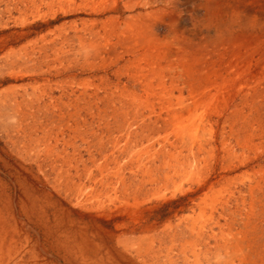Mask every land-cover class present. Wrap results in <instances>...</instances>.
I'll return each mask as SVG.
<instances>
[{"label": "rangeland", "instance_id": "374dc122", "mask_svg": "<svg viewBox=\"0 0 264 264\" xmlns=\"http://www.w3.org/2000/svg\"><path fill=\"white\" fill-rule=\"evenodd\" d=\"M128 1H133V9L131 10L125 7V2ZM150 1L147 6H142L135 4V0H24V3L18 6L17 2L0 0V38L8 39L0 42V165H31L34 173L44 177L49 187L51 186L50 197L47 199L53 205L52 209L54 210L56 205H62V207L67 208V212L73 221L88 225L90 234L96 233L94 240L104 246L101 251L104 259L107 249L115 251L114 248L117 246L119 257L116 256L117 261L115 263H106L107 261L105 262L104 259L100 260L97 258L95 261L98 264H126L129 261L130 263L132 262L131 264H172V262L173 264H247L241 261V256L240 254L238 255L239 252L237 250L239 248L238 244L241 242V234L244 232V225L247 223L249 230L255 227L260 231L264 230V129L253 131L248 125L255 114L250 117L251 119L248 118L247 121L239 119L233 125L229 121V112L221 114L218 118L213 115L209 117L211 112L213 113L214 102L210 106L201 105L197 108V111L195 110V116L194 114L191 115L194 117H191L190 113L184 112V117L179 118L183 121L185 120L188 124L186 131H183V134H179L180 136H178L176 128H173L172 125H169L167 130L163 129L157 132L153 131L154 129L152 128L151 133L153 135L150 138L146 136L143 139L138 129L134 133L135 138L131 144L132 147H127L125 150L114 147L116 144L114 140L118 132H111L105 129L104 122L99 118L100 111L105 108H108V113L111 114H114L113 110L118 114L123 108L127 109L121 103L117 104L115 102L116 105L113 107V103L108 105L109 102L107 100L99 99L102 96H106V92H112V90L115 92L117 88H125L138 95L144 94L142 97L133 99L144 100L137 101L138 106L142 107L140 109L144 112V114L142 113L144 117L149 116L150 107L148 105H153L155 112L158 113L162 105L160 101H163L165 106L170 104V101L177 105V101L180 99L189 100L188 103L191 102L187 96L188 87L184 86V82L177 72L172 73V75H176L175 80L171 79L170 74L166 73L168 75L165 77L163 84H159L158 80L155 79L151 81L152 87H155L152 89H155L154 91L157 95L147 100L145 97L150 92L144 86L146 84L145 77L150 76V69H148L150 67L144 62L142 55L146 53L147 47L142 44L131 45L132 43L124 42L123 39L130 41L136 39V27L138 28L139 25L140 28L146 26L148 30L154 31L159 35L163 30V25H165L169 36H163L164 34L160 36L162 39L164 38V42L167 40L166 45L173 47V49L169 50L173 51V53L179 49L182 50V48H179L181 43H179L180 40L178 39L183 36L182 30L190 32L187 36L192 42H198L204 36L216 34L214 27H210L207 32V24L211 20L208 18L207 11L202 4H208L209 1L204 0V2L199 3L198 6L202 8H199V14L196 16L198 18L193 22L192 26L184 25V10L179 8L176 10L170 9L166 6L158 7L155 5L157 0ZM220 4L226 5L223 2ZM105 6L111 7L109 9L113 11L102 14L101 12ZM18 8L25 9V13ZM115 16H119L115 34L108 41H105V44L109 41L114 44V51L108 46L107 48L105 47V50H98L96 46L94 49L92 43L97 42L98 44L101 39L106 40L107 35L101 29L102 21ZM130 21L132 23L127 29V23ZM135 22L139 24L136 25ZM199 29L204 33L197 34L198 38H196V32L200 31ZM86 42L87 44H85ZM27 44L29 49L25 51L23 47L27 46ZM37 46L38 48L36 49ZM62 48L65 54H58L57 51H61ZM73 48L74 50H72ZM31 49L34 50L32 51ZM23 59L26 60L23 62ZM138 59H141L143 70L138 68L140 66L137 65ZM34 61L35 63H32ZM15 62L18 63L16 64ZM75 64H77V67L74 66ZM165 65L166 63L163 62L160 68ZM119 69L126 70L120 79L115 75V71H119ZM15 74H19L18 78L14 77ZM133 74H141V79L133 78ZM84 81H87V83ZM104 87L106 89L108 87L110 90L105 91ZM84 88H87L84 97L88 100V103L84 104L83 97L81 98L79 105L82 107V112L79 113L80 117H78L79 114H75L77 119H70L69 123L73 126L70 129L66 125L68 121H60L59 115L65 114V118L68 120V114L75 112V106L71 101H75L76 94L81 93ZM160 91L161 93L163 92L164 96L160 94ZM212 91L213 93L216 92L215 89ZM126 100L131 99L126 98ZM235 103L240 104V100ZM89 104H93L92 112L97 114H94V119H92L93 116L90 115L88 109H83L84 106ZM97 105H99V108ZM200 115L203 120L209 117L206 125L203 124ZM149 122L151 121L149 120ZM194 133H197V135L195 134L197 138L191 139L189 135ZM81 136L82 138H80ZM180 138L185 139L182 141ZM114 154L116 155L115 157ZM91 164L107 165L106 170L109 171L108 179H104L105 181L103 180L97 186L88 180V169L91 168ZM38 165L39 167H37ZM235 165L236 167H233ZM120 176H122V179L119 178ZM218 180L219 182H217ZM255 180L259 181L256 182ZM161 183L163 184L161 185ZM85 185L90 192L96 189L97 192L93 193L96 196L88 200H86V195L80 197L81 199L77 198L78 188ZM39 198L38 204L42 206L46 198L41 193ZM79 200L84 202L80 205ZM193 200L194 202H192ZM75 201L78 202L76 203ZM130 201L132 202L130 203ZM78 203L79 205L76 206ZM201 205L205 206L202 207ZM145 208L148 209L146 210ZM107 216L110 220L106 218ZM53 224L56 236L55 231L60 229L61 226L56 221ZM3 230L4 227L2 226L0 228V238L7 240L8 235ZM55 238L56 240L62 239L66 241L68 236H64L63 232H60ZM111 240L114 241L112 242ZM57 242L58 240L54 242L53 246L55 248L57 247ZM72 262L73 264H80L75 260H72Z\"/></svg>", "mask_w": 264, "mask_h": 264}, {"label": "bare ground", "instance_id": "6f19581e", "mask_svg": "<svg viewBox=\"0 0 264 264\" xmlns=\"http://www.w3.org/2000/svg\"><path fill=\"white\" fill-rule=\"evenodd\" d=\"M2 1V0H1ZM10 2H17L16 4L24 3V0H8ZM28 1V0H27ZM208 4H202L207 11L208 18L211 20L207 24V32L210 27H214L216 34L213 36H204V38L198 42L190 41L187 36L189 31L182 30L183 36L178 38L181 43L178 50L174 52L169 50L173 47L166 45L164 38L148 30L146 26L143 28L136 27L137 34L136 39L133 41L123 39L125 42H130L131 45H145L147 47L146 53L143 55V60L150 67V76H146V88L150 93L145 97L147 100L150 97L156 96L155 87H152L151 81L158 80L159 84L164 83L165 77L170 74V78L175 80L176 75L172 73H179L184 86L188 87L189 100L180 99L177 101V105H174L171 101L167 106L161 102L160 110L155 112L153 105H148L150 113L148 117H144V112L138 106L137 101H144L143 99L133 100L134 98L142 97L128 89L117 88L115 92H106V96L98 97L100 100L113 103V107L121 103L127 107L123 108L114 114L108 113V108L100 111V119L104 122L105 129L111 132H118L114 142V147L125 150L127 147H132L134 142V133L140 130L141 138L146 136L150 138L153 131L157 132L163 129H169V125L176 128L179 134L187 129V122L179 118L184 117V112L190 113V116L194 114L195 110L199 106L211 105L215 103L213 113L209 115L220 117L221 114L229 112L230 120L232 124L238 122L239 119L247 121L248 118L255 114L254 118L249 121V126L253 131L264 129V0H208ZM135 4L147 6L150 0H135ZM226 5H221L220 3ZM2 3V2H1ZM107 4V3H106ZM113 4H115L113 2ZM9 5V4H8ZM26 6V5H25ZM133 1L125 2V7L128 10L133 9ZM6 7V6H4ZM32 7V6H30ZM8 8V7H7ZM29 8V7H28ZM97 8V7H96ZM105 6L102 14L112 12ZM114 8V7H112ZM12 9V8H11ZM10 9V10H11ZM14 9V8H13ZM19 9V8H18ZM21 9V8H20ZM19 9V10H20ZM77 9V8H76ZM93 9V8H91ZM116 9V8H115ZM5 10V8H4ZM9 10V8H8ZM25 10V9H21ZM29 10V9H28ZM70 10V9H69ZM74 10V9H73ZM99 10V9H98ZM43 11V10H42ZM96 11V10H95ZM94 11V13H95ZM10 12V11H9ZM72 12V10H71ZM2 13V11H1ZM25 13V11H24ZM46 13V12H44ZM42 13V14H44ZM48 13V12H47ZM58 13V12H57ZM40 14V13H39ZM7 15V14H6ZM18 15V14H17ZM14 16V15H13ZM24 16V15H23ZM55 16V15H54ZM57 16V15H56ZM97 16V15H96ZM119 16L106 18L102 21L101 29L106 33V40L99 41V43H92L94 49L105 50V47H110L114 51V44L108 41L112 35L115 34V28L117 25V18ZM165 17V16H164ZM26 18V17H25ZM171 18V16H170ZM169 18V19H170ZM207 18V17H206ZM23 19V18H22ZM31 19V18H30ZM43 19V17H42ZM29 20V19H28ZM47 20V19H46ZM137 20V19H136ZM134 21V20H133ZM22 22V21H21ZM29 22V21H28ZM47 22V21H46ZM93 22V21H92ZM43 23V22H42ZM91 23V22H90ZM132 21L127 23V29ZM134 23V22H133ZM17 24V23H15ZM74 24V23H73ZM72 24V25H73ZM136 25L139 23L135 22ZM2 25V24H1ZM11 25V24H10ZM9 25V26H10ZM66 26V25H65ZM62 27V26H61ZM14 28V27H13ZM31 28V27H30ZM60 28V27H59ZM58 28V29H59ZM71 28V26H70ZM69 28V29H70ZM47 29V28H46ZM68 29V28H67ZM65 29V30H67ZM175 31L176 28H174ZM200 30V29H199ZM33 31V30H32ZM50 31V30H49ZM48 31V32H49ZM123 31V30H122ZM172 31V30H171ZM192 31V30H191ZM1 32V31H0ZM63 32V31H62ZM202 30L196 32L200 35ZM18 33V32H17ZM21 33V32H20ZM38 33V32H37ZM51 33V32H50ZM61 33V32H60ZM204 32H202L203 34ZM5 34V33H4ZM32 34V33H30ZM59 34V33H58ZM65 34V33H64ZM63 34V35H64ZM139 34V35H138ZM186 34V35H184ZM7 35V34H6ZM45 35V34H44ZM66 35V34H65ZM101 33L99 34L100 37ZM142 35V37H141ZM159 35V36H158ZM182 35V34H181ZM49 36V35H48ZM58 36V35H57ZM60 36V35H59ZM68 36V35H67ZM185 36V38H184ZM16 37V36H15ZM46 37V36H45ZM71 38V36H70ZM68 38V39H70ZM128 38V36H126ZM198 38V36L196 37ZM7 39V38H6ZM4 37L0 38V42L6 41ZM25 39V38H24ZM8 40V39H7ZM22 40V39H21ZM32 40V39H31ZM42 40V39H41ZM57 40V39H56ZM63 40V39H62ZM67 40V39H66ZM64 40V41H66ZM19 41V39H18ZM33 41V40H32ZM60 41V40H59ZM27 42V41H26ZM62 42V41H61ZM84 42V41H83ZM6 43V42H5ZM5 43H3L5 45ZM59 43V42H58ZM89 43V42H88ZM91 43V42H90ZM14 44V43H13ZM40 44V43H39ZM87 44V42L85 43ZM84 44V45H85ZM105 44V45H104ZM1 45V44H0ZM25 45V44H24ZM67 45H69L67 43ZM83 45V44H82ZM90 45V44H89ZM104 45V46H102ZM10 46V45H9ZM49 46V45H48ZM56 46V43H55ZM58 46V45H57ZM61 46V45H60ZM72 46V45H71ZM86 46V45H85ZM96 46V47H95ZM12 47V46H11ZM20 47V46H19ZM41 47V46H39ZM63 47V46H62ZM133 47V46H132ZM15 48V47H14ZM31 48V47H30ZM34 48V47H33ZM38 46L36 47V49ZM55 48V47H54ZM57 48V47H56ZM93 48V47H92ZM20 49V48H19ZM23 49L28 51L29 46H24ZM40 49V48H39ZM43 49V48H42ZM32 50V49H31ZM34 50V49H33ZM32 50V51H33ZM44 50V49H43ZM54 50V49H53ZM74 50V48L72 49ZM3 51V50H2ZM18 51V50H16ZM47 51V50H46ZM57 51V50H55ZM41 52V51H40ZM64 49L57 51L58 54L64 53ZM67 52V51H66ZM69 52V51H68ZM15 53V52H14ZM45 53V52H44ZM47 53V52H46ZM5 54V53H4ZM48 54V53H47ZM65 54V53H64ZM67 54V53H66ZM6 55V54H5ZM10 55V54H9ZM51 55V54H50ZM70 55V54H69ZM29 56V55H28ZM27 56V57H28ZM32 56V55H31ZM42 56V55H41ZM60 56V55H59ZM20 57V56H19ZM24 57V56H23ZM36 57V56H35ZM43 57V56H42ZM45 57V56H44ZM62 57V56H60ZM64 57V56H63ZM1 58V57H0ZM54 58V57H53ZM72 58V57H70ZM40 59V58H39ZM47 59V58H46ZM52 59V58H51ZM58 59V58H57ZM76 59V58H75ZM26 59H23V62ZM37 60V59H36ZM65 60V59H64ZM137 60V59H136ZM20 61V60H19ZM18 61V62H19ZM12 62V61H11ZM17 62V63H18ZM22 62V61H21ZM40 62V61H39ZM70 62V61H69ZM77 62V61H76ZM166 63L163 68L160 66ZM7 63V62H5ZM9 63V62H8ZM16 63V62H15ZM16 63V64H17ZM32 63H35L32 62ZM37 63V62H36ZM42 63V62H41ZM45 63V62H43ZM78 63V62H77ZM4 64V63H3ZM26 64V63H25ZM30 64V63H29ZM28 64V65H29ZM52 64V63H50ZM57 64V63H56ZM14 65V64H13ZM46 65V64H44ZM70 65V64H69ZM75 64L74 66H76ZM138 68L141 67V59H138ZM22 66V65H19ZM36 66V65H35ZM65 66V65H64ZM68 66V64H67ZM6 67V66H5ZM8 67V66H7ZM12 67V66H11ZM25 67V66H24ZM34 67V66H33ZM30 67V68H33ZM39 67V64H38ZM50 67V66H49ZM56 67V65H55ZM72 67V66H71ZM77 67V66H76ZM15 68V67H14ZM64 68V67H63ZM21 69V68H20ZM27 69V68H26ZM38 69V68H37ZM67 69V68H66ZM75 69V68H74ZM13 70V69H12ZM31 70V69H30ZM33 70V69H32ZM43 70V69H41ZM47 70V69H46ZM71 70V69H70ZM76 70V69H75ZM19 71V69H18ZM17 71V72H18ZM24 71V70H23ZM28 71V70H27ZM58 71V70H57ZM61 71V70H60ZM126 70L115 71L117 77L120 79ZM16 72V71H15ZM33 72V71H31ZM30 72V73H31ZM64 72V71H63ZM105 72V71H104ZM114 72V73H115ZM137 72V71H136ZM35 73V71H34ZM168 73V74H166ZM51 74V73H50ZM55 74V73H54ZM69 74V73H68ZM109 74V73H108ZM128 74V73H127ZM131 75V72H130ZM141 75V74H140ZM138 74H133V78H140ZM19 74H15V78H18ZM77 76V75H75ZM145 76V75H144ZM5 77V76H4ZM42 77V76H41ZM20 78V77H19ZM26 78V77H25ZM29 78V77H28ZM46 78V77H45ZM50 78V77H49ZM115 78V77H114ZM32 79V78H31ZM30 79V80H31ZM34 79V78H33ZM48 79V78H47ZM71 79V78H70ZM103 79V78H102ZM14 80V79H13ZM53 80V79H52ZM69 80V79H68ZM67 80V81H68ZM144 80V79H143ZM34 81V80H33ZM72 81V80H71ZM91 81V80H90ZM89 81V82H90ZM55 82V81H54ZM70 82V81H69ZM76 82V81H74ZM87 83V81H84ZM33 83V82H32ZM45 83V82H44ZM58 83V81H57ZM77 83V82H76ZM79 83V82H78ZM107 83V82H105ZM21 84V83H20ZM23 84V83H22ZM40 84V83H39ZM48 84V83H47ZM61 84V82H60ZM71 84V83H70ZM84 84V83H83ZM24 85V84H23ZM26 85V84H25ZM44 85V84H43ZM42 85V86H43ZM78 85V84H77ZM85 85V84H84ZM83 85V86H84ZM96 85V84H95ZM99 85V84H98ZM97 85V86H98ZM109 85V84H108ZM115 85V84H114ZM13 86V85H12ZM54 86V85H53ZM80 86V85H79ZM94 86V83H93ZM96 86V87H97ZM104 86V85H103ZM25 87V86H24ZM41 87V86H40ZM85 87V86H84ZM126 87V86H124ZM6 88V87H5ZM15 88V85H14ZM34 88V87H33ZM7 89V88H6ZM13 89V88H12ZM11 89V90H12ZM28 89V88H27ZM41 89V88H40ZM82 89V88H81ZM87 88L77 93L75 101H70L75 106V112L68 114V120L65 118V114H60V121L67 122L68 128H73L69 123L70 119L75 118V114L82 112L80 107V100L83 97L84 104L88 103V100L84 97ZM105 91H108V87H104ZM115 89V88H114ZM213 89L216 90L213 93ZM97 90V89H96ZM110 90V89H109ZM90 91V90H89ZM6 92V91H3ZM19 92V91H18ZM61 92V91H60ZM94 92V91H93ZM95 93V92H94ZM35 94V92H34ZM72 94V92H71ZM160 94L164 96L163 92ZM36 95V94H35ZM87 95V93H86ZM85 95V96H86ZM93 95V94H92ZM97 95V94H96ZM104 95V92H103ZM115 95V96H114ZM91 96V95H89ZM95 96V95H94ZM98 96V95H97ZM95 96V97H97ZM161 96V97H162ZM5 97V96H4ZM60 97V96H59ZM80 97V98H79ZM44 98V97H43ZM129 98L131 100H126ZM182 98V97H180ZM50 99V97H49ZM10 100V99H9ZM47 100V99H45ZM67 100V98H66ZM95 100V99H94ZM146 100V101H147ZM240 100V104L235 102ZM61 101V100H60ZM82 101V102H83ZM216 101V102H215ZM52 102V100H51ZM64 102V101H63ZM92 102V101H91ZM38 103V102H37ZM104 103V102H103ZM140 103V102H139ZM168 103V102H167ZM62 104V103H61ZM71 104V103H70ZM72 104V105H73ZM141 104V103H140ZM147 104V103H146ZM145 104V105H146ZM30 105V104H29ZM142 105V104H141ZM144 105V106H145ZM56 106V105H55ZM67 106V105H66ZM65 106V107H66ZM99 105H97L98 107ZM51 107V106H50ZM60 107V106H59ZM93 104L84 106L83 109H88L90 115L92 112ZM108 107V106H106ZM120 107V106H119ZM158 107V106H157ZM27 108V107H26ZM33 108V107H32ZM41 108V106H40ZM39 108V109H40ZM57 108V107H55ZM99 108V107H98ZM97 108V109H98ZM110 108V107H109ZM122 108V107H121ZM120 108V109H121ZM62 109V108H61ZM207 109V108H206ZM51 110V109H50ZM70 110V109H69ZM209 110V109H208ZM36 111V109H35ZM202 111V110H201ZM248 111V112H247ZM117 112V111H116ZM204 112V111H203ZM59 113V112H58ZM143 113V114H142ZM156 113V114H155ZM166 115L164 116V114ZM18 114V113H17ZM97 115V114H96ZM170 115V117H168ZM197 115V114H196ZM191 116V117H194ZM43 117V116H42ZM80 117V114L79 116ZM201 117V115H200ZM209 117L203 120V124H207ZM228 117V116H227ZM82 118V117H81ZM212 118V117H211ZM14 119V118H12ZM32 119V118H31ZM58 119V118H56ZM193 119V118H192ZM191 119V120H192ZM87 120V119H86ZM149 120L151 122H149ZM213 120V119H211ZM12 121V120H11ZM77 121V120H76ZM80 121V120H79ZM28 122V121H27ZM51 122V121H50ZM57 122V121H56ZM94 122V121H93ZM190 122V121H189ZM188 122V123H189ZM201 122V120H200ZM223 122V121H222ZM240 122V121H239ZM48 123V122H47ZM53 123V122H52ZM89 123V122H88ZM220 123V122H219ZM61 124V123H60ZM197 124V123H196ZM215 124V123H214ZM62 125V124H61ZM85 125V124H84ZM200 125H202L200 123ZM225 125V124H224ZM87 126V125H86ZM94 126V125H93ZM194 126V125H192ZM91 127V125H90ZM101 127V125H100ZM104 127V126H103ZM191 127V126H190ZM204 127V125H203ZM213 127V126H212ZM23 128V127H22ZM76 128V127H75ZM79 129V127L77 126ZM195 128V127H194ZM198 128V125H197ZM200 128V127H199ZM235 128V127H234ZM84 129V128H83ZM82 129V130H83ZM189 129V128H188ZM196 129V128H195ZM237 129V128H236ZM239 129V128H238ZM95 130V129H94ZM165 130V131H166ZM30 131V130H29ZM67 131V130H66ZM75 131V130H74ZM92 131V130H91ZM152 131V132H153ZM198 131V130H196ZM84 132V131H83ZM151 134H150V133ZM191 132V131H190ZM259 132V131H258ZM262 132V131H261ZM47 133V132H45ZM57 133V131H56ZM73 133V131H72ZM107 133V132H106ZM192 133V132H191ZM246 133V132H245ZM20 134V133H19ZM30 134V133H29ZM42 134V133H41ZM48 134V133H47ZM74 134V133H73ZM76 134V133H75ZM78 134V133H77ZM98 134V133H97ZM116 134V133H115ZM183 134V133H182ZM195 134L189 135L191 139H196ZM257 134V133H256ZM72 135V134H71ZM243 135V134H242ZM254 135V134H253ZM39 136V135H38ZM42 136V135H41ZM44 136V135H43ZM73 136V135H72ZM107 136V135H106ZM234 136V135H233ZM239 136V135H238ZM34 137V136H32ZM186 137V136H185ZM71 138V137H69ZM75 138V137H74ZM82 138V136L80 137ZM109 138V137H108ZM153 138V137H152ZM245 138V136H244ZM250 138V137H249ZM1 139V138H0ZM49 139V138H48ZM78 139V138H77ZM114 139V138H113ZM162 139V138H161ZM167 139V137H166ZM178 139V138H177ZM182 139V138H180ZM185 139V138H183ZM182 139V141H183ZM190 139V140H191ZM92 140V139H91ZM155 140V139H154ZM189 140V141H190ZM237 140V139H236ZM252 140V139H251ZM58 141V139H57ZM95 141V140H94ZM107 141V140H106ZM187 141V140H185ZM231 141V140H230ZM51 142H53L51 140ZM145 142V141H144ZM149 142V141H148ZM191 142V141H190ZM240 143V141H238ZM106 143V142H105ZM108 143V142H107ZM123 145H122V144ZM143 143V142H142ZM154 143V141H153ZM238 143V144H239ZM247 143V142H246ZM3 144V143H2ZM150 144V143H149ZM148 144V145H149ZM55 145V144H54ZM84 145V144H83ZM190 145V144H189ZM205 145V144H204ZM65 146V145H64ZM112 146V144H111ZM146 146V145H145ZM144 146V147H145ZM203 146V145H202ZM235 146V145H234ZM247 146V145H246ZM12 147V146H11ZM84 147V146H83ZM93 147V146H92ZM190 147V146H189ZM245 147V146H244ZM264 147V146H263ZM113 148V147H112ZM138 148V147H137ZM231 148V147H230ZM246 148V147H245ZM248 148V147H247ZM41 149V148H40ZM43 149V148H42ZM65 149V148H64ZM110 149V148H109ZM114 149V148H113ZM261 149V148H260ZM6 150V149H5ZM159 150V149H158ZM182 150V149H181ZM7 151V150H6ZM77 151V150H76ZM106 151V150H104ZM112 151V149H111ZM68 152V151H67ZM113 152V151H112ZM141 152V149H140ZM196 152V151H195ZM2 153V152H1ZM86 153V152H85ZM100 153V152H99ZM102 153H104L102 151ZM123 153V152H122ZM216 153V152H215ZM219 153V152H218ZM9 154V153H8ZM61 154V153H60ZM117 154V153H116ZM260 154V153H259ZM7 155V154H6ZM81 155V154H80ZM94 155V154H93ZM106 155V154H105ZM104 155V156H105ZM110 155V154H109ZM120 155V154H119ZM122 155V154H121ZM140 155V154H139ZM63 156V155H62ZM82 156V155H81ZM101 156V155H100ZM116 155L114 154V157ZM191 156V155H190ZM106 157V156H105ZM170 157V156H169ZM180 157V156H179ZM178 157V158H179ZM16 158V157H15ZM19 158V157H18ZM34 158V157H33ZM87 158V157H86ZM91 158V157H90ZM173 158V157H172ZM255 158V157H254ZM257 158V157H256ZM259 158V157H258ZM7 159V158H6ZM97 159V158H96ZM111 159V158H110ZM151 159V158H150ZM160 159V158H159ZM162 159V157H161ZM160 159V162H161ZM175 159V158H174ZM262 159V158H261ZM20 160V159H19ZM55 160V159H54ZM61 160V159H60ZM92 160V158H91ZM100 160V159H99ZM107 160V159H106ZM142 160V159H141ZM140 160V161H141ZM2 161V160H1ZM5 161V160H4ZM71 161V160H70ZM110 161V160H109ZM116 161V160H115ZM114 161V162H115ZM127 161V160H126ZM150 161V160H149ZM154 161V160H153ZM262 161V160H261ZM40 162V161H39ZM38 162V163H39ZM52 162V161H51ZM148 162V161H147ZM181 162V161H180ZM18 163V162H17ZM57 163V162H56ZM77 163V162H76ZM79 163V162H78ZM116 163V162H115ZM122 163V162H121ZM124 163V162H123ZM136 163V162H135ZM174 163V162H173ZM15 164V163H13ZM34 164V163H33ZM132 164V163H131ZM139 164V163H138ZM141 164V163H140ZM163 164V162H162ZM168 164V163H167ZM193 164V163H192ZM78 165V164H77ZM90 165V164H89ZM88 165V166H89ZM92 165V164H91ZM156 165V164H155ZM190 165V164H189ZM202 166V165H201ZM221 166V165H220ZM39 167V165L37 166ZM137 167V166H136ZM139 167V166H138ZM150 167V166H149ZM174 167V166H173ZM190 167V166H189ZM214 167V166H213ZM218 167V166H217ZM233 167H236L233 166ZM107 165H92L88 169V180L92 181V184L97 186L104 179H108L109 171L106 170ZM148 168V167H147ZM198 168V167H197ZM219 168V167H218ZM60 169V167H59ZM171 169V168H170ZM191 169V168H190ZM188 169V170H190ZM217 169V168H216ZM234 169V168H233ZM38 170V169H37ZM36 170V172H37ZM162 170V169H160ZM193 170V169H192ZM49 171V170H48ZM122 171V170H121ZM157 171V170H156ZM166 171V170H165ZM262 171V170H261ZM260 171V172H261ZM50 172V171H49ZM72 172V171H71ZM137 172V171H136ZM159 172V171H158ZM201 172V171H200ZM229 172V171H228ZM259 172V173H260ZM264 172V171H263ZM61 173V172H60ZM141 173V172H140ZM169 173V172H168ZM166 173V174H168ZM178 173V172H177ZM255 173V172H254ZM54 174V173H53ZM80 174V173H79ZM159 174V173H158ZM52 175V174H51ZM81 175V174H80ZM129 175V174H128ZM257 175V174H256ZM56 176V175H55ZM162 176V175H161ZM191 176V175H190ZM210 176V175H209ZM218 176V175H217ZM263 176V175H262ZM85 177V176H84ZM154 177V176H153ZM157 177V176H156ZM182 177V176H181ZM198 177V176H197ZM219 177V176H218ZM251 177V176H250ZM259 177V176H258ZM46 178V177H45ZM55 178V177H54ZM119 178L122 179V176ZM202 178V177H201ZM253 178V177H252ZM66 179V178H65ZM136 179V178H135ZM139 179V178H138ZM153 179V178H152ZM200 179V178H199ZM206 179V178H205ZM251 179V178H250ZM53 180V179H52ZM151 180V179H150ZM163 180V179H162ZM184 180V179H183ZM210 180V179H209ZM220 180V179H219ZM219 180L217 182H219ZM223 180V179H222ZM253 180V179H252ZM105 181V180H104ZM121 181V180H120ZM161 181V180H160ZM164 181V180H163ZM197 181V180H196ZM256 181V180H255ZM259 181V180H258ZM256 181V182H258ZM49 182V181H48ZM136 182V181H135ZM208 182V181H207ZM250 182V181H249ZM60 183V182H59ZM84 183V182H83ZM87 183V182H86ZM123 183V181H122ZM171 183V182H170ZM85 184V183H84ZM163 183H161L162 185ZM174 184V183H173ZM212 184V183H211ZM224 184V183H223ZM250 184V183H248ZM126 185V184H125ZM167 185V184H166ZM201 185V184H200ZM205 185V184H204ZM217 185V184H216ZM222 185V184H221ZM148 186V185H147ZM254 186V185H253ZM51 187V186H50ZM44 177L37 173H34L31 165H0V228L4 227V232L7 233L8 239L4 240L0 238V264H73L72 260L78 261L80 264H98L95 260L99 258L104 259L101 255L103 245L96 242L95 234H90L89 226L83 223H77L73 221L67 208L62 205H56L53 210V205L47 199L50 197L51 189ZM54 187V186H53ZM164 187V186H163ZM196 187V186H195ZM90 188V186H89ZM179 188V187H178ZM209 188V187H208ZM219 188V187H218ZM224 188V187H223ZM93 189V186H92ZM99 189V188H98ZM140 189V188H139ZM175 189V187H174ZM252 189V188H251ZM54 190V189H53ZM89 191L85 186L78 188L77 198L87 196L86 200L96 196L93 194L97 192ZM144 190V189H143ZM142 190V191H143ZM197 190V189H196ZM228 190V189H227ZM204 191V190H203ZM100 192V191H99ZM145 192V191H144ZM165 192V191H164ZM221 192V191H220ZM40 193L46 198L43 201V205L40 206L39 196ZM53 193V192H52ZM118 193V192H117ZM123 193V192H122ZM169 193V192H168ZM184 193V192H183ZM251 193V192H250ZM69 194V193H68ZM99 194V193H98ZM221 194V193H220ZM67 195V194H66ZM174 195V194H173ZM181 195V194H180ZM252 195V194H251ZM250 195V196H251ZM111 196V195H110ZM63 197V196H62ZM143 197V196H142ZM211 197V196H210ZM214 197V196H213ZM98 198V197H96ZM118 198V197H117ZM123 198V197H122ZM167 198V197H166ZM255 198V197H253ZM59 199V198H58ZM121 199V198H120ZM135 199V198H134ZM218 199V198H217ZM64 200V199H62ZM85 200V199H84ZM112 200V199H111ZM227 200V199H226ZM124 201V200H123ZM136 201V200H135ZM190 201V200H189ZM200 201V200H199ZM258 201V200H257ZM264 201V200H263ZM56 202V201H55ZM74 202V201H73ZM76 202V201H75ZM78 202V201H77ZM76 202V203H77ZM84 202V201H83ZM79 200L80 205L83 203ZM104 202V201H103ZM132 201H130L131 203ZM145 202V201H144ZM194 202V200L192 201ZM54 203V202H53ZM79 203L76 205L78 206ZM88 203V202H87ZM118 203V202H117ZM162 203V202H161ZM86 204V203H85ZM185 204V203H184ZM197 204V203H196ZM210 204V203H209ZM214 204V203H213ZM258 204V203H257ZM111 205V204H110ZM129 205V204H128ZM138 205V204H137ZM259 205V204H258ZM127 206V205H126ZM130 206V205H129ZM148 206V204H147ZM152 206V205H151ZM202 206V205H201ZM203 205L202 207H204ZM213 206V205H212ZM221 206V205H220ZM249 206V205H248ZM257 206V205H256ZM264 206V205H263ZM116 207V206H115ZM138 207V206H137ZM142 207V206H141ZM187 207V206H186ZM120 208V207H119ZM258 208V206H257ZM76 209V208H74ZM121 209V208H120ZM146 209V208H145ZM148 209V208H147ZM146 209V210H147ZM151 209V208H150ZM158 209V208H157ZM170 209V208H169ZM182 209V208H181ZM184 209V208H183ZM188 209V208H187ZM221 209V208H220ZM249 209V208H248ZM69 210V209H68ZM118 210V209H117ZM128 210V209H127ZM137 210V209H136ZM210 210H212L210 208ZM93 211V210H92ZM131 211V210H130ZM252 211V210H251ZM127 212V211H126ZM129 212V211H128ZM136 212V211H135ZM134 212V213H135ZM168 212V210H167ZM170 212V211H169ZM125 213V212H124ZM132 213V212H131ZM142 213V212H140ZM145 213V212H144ZM256 213V211H255ZM138 215V213H136ZM202 214V212H201ZM220 214V213H219ZM228 214V213H227ZM260 214V212H259ZM176 215V214H175ZM222 215V214H220ZM256 215V214H255ZM262 215V214H261ZM97 216V215H95ZM100 216V215H99ZM103 216V215H102ZM196 216V215H195ZM210 216V215H209ZM105 217V216H104ZM127 217V216H126ZM182 217V216H181ZM186 217V216H185ZM188 217V216H187ZM190 217V216H189ZM197 217V216H196ZM208 217V216H207ZM107 219L108 216L106 217ZM111 218V217H110ZM119 218V217H118ZM180 218V217H179ZM244 218V217H243ZM242 218V219H243ZM95 219V218H94ZM136 219V218H135ZM138 219V218H137ZM238 219V218H236ZM241 219V218H240ZM247 219V218H246ZM254 219V218H253ZM110 220V219H109ZM166 220V219H165ZM255 220V219H254ZM253 220V221H254ZM60 224V229L55 231L56 236L60 232H63L64 236H68L66 241L57 239L58 244L55 248L54 242L56 236L54 234V222ZM104 221V220H103ZM126 221V220H125ZM157 221V220H156ZM175 221V220H174ZM188 221V220H187ZM190 221V220H189ZM155 222V221H154ZM223 222V221H222ZM256 222V221H255ZM263 222V221H262ZM216 223V221H215ZM244 223V222H243ZM120 224V223H118ZM125 224V222H124ZM130 224V223H129ZM222 224V223H221ZM262 224V223H261ZM264 224V223H263ZM262 224V225H263ZM150 225V224H149ZM243 225V224H242ZM192 226V225H191ZM227 226V225H226ZM58 227V226H57ZM184 227V226H183ZM198 227V226H197ZM211 227V226H210ZM232 227V225H231ZM263 227V226H262ZM121 228V227H120ZM136 228V227H135ZM166 228V227H164ZM189 228V227H188ZM230 228V227H229ZM228 228V229H229ZM251 228V227H250ZM264 228V227H263ZM125 229V228H124ZM129 229V227H128ZM180 229V228H179ZM215 229V228H214ZM242 229V228H241ZM262 229V228H261ZM133 230V229H132ZM204 230V229H203ZM208 230V229H207ZM217 230V229H216ZM230 230V229H229ZM236 230V229H235ZM8 231V232H7ZM129 231V230H128ZM175 231V230H174ZM196 231V230H195ZM194 231V232H195ZM238 231V230H237ZM137 232V231H136ZM198 232V231H196ZM229 232V231H228ZM104 233V232H103ZM206 233V232H205ZM238 233V232H237ZM196 234V233H195ZM201 234V233H200ZM199 234V235H200ZM223 234V232H222ZM233 234V232H232ZM118 235V234H117ZM241 242L238 244V255L241 256V261L247 264H264V230L260 231L258 228H247V223L244 225V232L241 234ZM110 236V235H109ZM112 236V235H111ZM139 236V235H138ZM143 236V235H140ZM202 236V235H201ZM212 236V235H210ZM4 237V236H3ZM238 237V236H237ZM100 238V237H99ZM222 238V237H221ZM228 238V237H227ZM236 238V236H235ZM240 238V237H239ZM238 238V240H239ZM116 239V237H115ZM196 240H198L196 238ZM225 240V239H224ZM232 240V239H231ZM237 240V239H236ZM237 240V241H238ZM100 241V240H99ZM103 241V240H101ZM110 241V240H109ZM112 241V240H111ZM114 241V240H113ZM112 241V242H113ZM196 242V241H195ZM202 242V241H201ZM222 242V241H221ZM178 243V242H177ZM185 243V242H184ZM197 243V242H196ZM195 243V244H196ZM207 243V240H206ZM117 244V243H116ZM216 244V243H215ZM227 244V243H226ZM225 244V245H226ZM232 244V243H231ZM167 245V244H166ZM172 245V243H171ZM182 245V244H181ZM218 246V245H217ZM234 246V245H233ZM106 247V246H105ZM158 247V246H157ZM166 247V246H165ZM176 247V246H175ZM167 248V247H166ZM188 248V247H187ZM204 248V247H203ZM206 248V247H205ZM226 248V247H225ZM161 249V248H160ZM193 249V248H192ZM228 249V248H227ZM115 251L107 249L104 261L106 263H115L117 261L116 256L117 246ZM123 250V249H122ZM180 250V249H179ZM187 250V249H186ZM216 250V249H215ZM230 250V249H229ZM236 250V249H235ZM109 251V252H108ZM143 251V250H142ZM191 251V249H190ZM218 251V249H217ZM148 252V250H147ZM169 252V250H168ZM199 252V251H198ZM207 252V251H206ZM215 252V251H214ZM222 252V251H221ZM104 253V252H103ZM132 253V252H131ZM163 253V252H161ZM192 253V252H191ZM218 253V252H217ZM229 253V252H228ZM227 253V254H228ZM136 254V253H135ZM166 254V253H165ZM180 254V253H179ZM190 254V253H189ZM196 254V253H195ZM205 254V253H204ZM230 254V253H229ZM121 255V254H120ZM134 255V254H133ZM213 255V254H211ZM215 255V254H214ZM122 256V255H121ZM120 256V257H121ZM132 256V255H130ZM147 256V255H146ZM164 256V255H163ZM166 256V255H165ZM184 256V255H183ZM138 257V256H137ZM153 257V256H152ZM173 257V256H172ZM175 257V256H174ZM197 257V256H196ZM205 257V256H204ZM216 257V256H215ZM163 258V257H162ZM168 258V257H167ZM177 258V257H176ZM207 258V257H206ZM143 259V258H142ZM152 259V258H151ZM172 259V258H171ZM198 259V258H197ZM123 260V258H122ZM126 260V259H125ZM130 260V259H129ZM164 260V259H163ZM177 260V259H176ZM182 260V259H181ZM192 260V259H191ZM99 261V260H98ZM198 261V260H196ZM211 261V260H209ZM214 261V260H213ZM219 261V260H218ZM172 262V261H171ZM198 262H201L200 260ZM217 262V261H216ZM102 263V262H101ZM124 263V262H123ZM132 263V262H131ZM130 261L126 264H131ZM137 263V262H136ZM215 263V262H214ZM234 263V262H233ZM75 264V263H74ZM105 264V263H104ZM173 264V262H172ZM213 264V263H212ZM217 264V263H216Z\"/></svg>", "mask_w": 264, "mask_h": 264}, {"label": "crops", "instance_id": "0c3cea01", "mask_svg": "<svg viewBox=\"0 0 264 264\" xmlns=\"http://www.w3.org/2000/svg\"><path fill=\"white\" fill-rule=\"evenodd\" d=\"M200 2H204V0H157L155 5L158 7L166 6L167 8L175 10L178 8L184 10L183 23L186 26H192L193 22H195L198 18L196 16L199 14V8L201 6L198 5ZM164 27L165 25H163V30L160 32V35L164 34L163 36H169V33L166 32L168 29Z\"/></svg>", "mask_w": 264, "mask_h": 264}]
</instances>
